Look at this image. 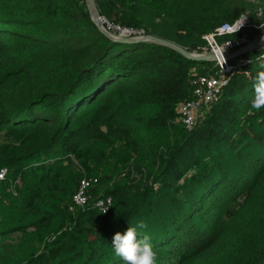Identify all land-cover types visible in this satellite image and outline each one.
Wrapping results in <instances>:
<instances>
[{"label":"trees","instance_id":"obj_1","mask_svg":"<svg viewBox=\"0 0 264 264\" xmlns=\"http://www.w3.org/2000/svg\"><path fill=\"white\" fill-rule=\"evenodd\" d=\"M95 2L101 20L195 53L222 23L243 14L264 23V0ZM258 51L243 55L252 79L232 70L202 124L189 128L178 107L197 76L214 73L213 60L113 39L86 0H0V245L30 231L28 264H124L110 240L146 209L165 217L160 233H140L157 264H264V108L245 96H254ZM133 107L135 121L125 118ZM90 177L97 185L72 211ZM107 196L104 212L98 200Z\"/></svg>","mask_w":264,"mask_h":264},{"label":"built area","instance_id":"obj_2","mask_svg":"<svg viewBox=\"0 0 264 264\" xmlns=\"http://www.w3.org/2000/svg\"><path fill=\"white\" fill-rule=\"evenodd\" d=\"M241 16H247L245 14ZM240 16V17H241ZM238 17L233 22H225L218 26L214 31L205 34L207 39L206 46L199 54L212 53L214 55L213 74H204L197 76L196 82L198 87L194 90L191 99L182 102L178 107L180 118L185 126L192 128L202 111L207 110L211 105L220 98L221 93L230 79L231 71L237 70L239 67L246 65L249 60L243 57L232 59L228 57L230 53L235 52L237 49L250 42L251 40L258 38L259 46L256 48L260 51L261 55H264V28L260 25L254 26L253 22L247 16L246 22L240 28L239 34L234 37H225L227 35L235 33V29L238 23ZM107 23V28L118 32L121 36H141L145 35V31L141 29H134L128 27H122L120 25ZM257 28L258 32L253 33V28ZM219 37H223L219 40ZM224 53L226 61L221 58V54ZM7 168L0 170V179L6 174ZM98 177L83 178L79 190L74 195V203L70 205V209L74 211L77 207H83L86 205L89 198V189L97 185ZM111 197L107 196L98 200V207L105 211L109 209Z\"/></svg>","mask_w":264,"mask_h":264},{"label":"rangeland","instance_id":"obj_3","mask_svg":"<svg viewBox=\"0 0 264 264\" xmlns=\"http://www.w3.org/2000/svg\"><path fill=\"white\" fill-rule=\"evenodd\" d=\"M102 21L105 23L104 26L107 28L108 25L106 23V20L103 19ZM107 29L109 31H111L109 28H107ZM111 32L114 34L115 31L114 32L111 31ZM115 33H117V35H119L118 32H115ZM258 53L259 54H257L255 56L256 61H258L257 56L261 55L260 51H258ZM246 59H248L249 60L248 63H250L251 58L247 57ZM248 63L246 65L242 66L241 71H243L245 73L247 78L252 79V75L254 72H252V70L247 67ZM250 91H251V93L254 94V88L251 89ZM245 96L247 98L254 97L252 94L251 95L246 94ZM213 105H211V107ZM211 107L207 110L202 111V113L200 114V116H199V118H198V120L194 126L202 124L203 120L207 117V114L210 111ZM140 117H141V115L139 114L137 107L131 108L130 112L125 115V118H128L132 121H135ZM242 120L244 121V118H242ZM243 124H245V123H243ZM241 126H242V124H241ZM244 127H246V126L245 125L243 126V130L245 129ZM232 135L234 137H237V135L234 133H232ZM191 173H192V170L189 171L188 173H185V176L187 177ZM182 181H184V180H182ZM145 210L146 209H142L140 212H138V211L134 212L131 216H129V218L125 222H123V224L120 226V228L123 229L124 231H126L127 228L130 226V224L134 226L136 223L142 221L143 223H145L147 225V227L141 231L148 230V231L153 232L155 234L160 233L164 228L163 219H165V217L162 214H156V213L149 214ZM1 212L2 211L0 210V213ZM2 218H3V216H0V219H2ZM55 221H57V220H55ZM2 241L7 243V246H5L3 244L0 245V264H28V256L33 252L34 243L36 241V236L33 232H30V231H24V232L14 231V232H11L10 234H8L7 236L3 237ZM110 241H112V239ZM123 263H124V261H123Z\"/></svg>","mask_w":264,"mask_h":264},{"label":"clouds","instance_id":"obj_4","mask_svg":"<svg viewBox=\"0 0 264 264\" xmlns=\"http://www.w3.org/2000/svg\"><path fill=\"white\" fill-rule=\"evenodd\" d=\"M258 17H264V10L258 12ZM246 19L247 16H241L239 18L235 32L240 30L246 22ZM260 27L264 28V23H261ZM114 34L117 35V33ZM262 39H264V37H262ZM240 57L246 58L239 55L237 57H232V59ZM221 58L225 63L226 57L224 53L221 54ZM257 60L260 61L259 67L261 70H259L255 76L253 84L254 98L251 101V108L259 111L264 108V55H258ZM250 62L253 63V60ZM107 210L108 209L104 212H107ZM146 227L147 225L141 221L134 226L130 224L123 233L119 231L115 233L111 242L114 247V254L122 258L124 264H157V251L151 243L150 237L148 235L141 236L140 234L141 230Z\"/></svg>","mask_w":264,"mask_h":264},{"label":"water","instance_id":"obj_5","mask_svg":"<svg viewBox=\"0 0 264 264\" xmlns=\"http://www.w3.org/2000/svg\"><path fill=\"white\" fill-rule=\"evenodd\" d=\"M86 3H87V5L91 11V14L93 15V17L96 21V23L100 27V29L113 39H116L119 41H128V42L143 41L146 39H150V40H155L158 42L168 44V45L174 47L175 49L179 50L186 57H190V58H194V59H209V60H213V58H214V55L212 53L198 54L195 52H191V51L187 50L186 48H184L183 46H181V45H179L173 41H170V40H167V39H164L162 37L155 36L152 34H145V35H141V36H120V35L113 34L111 31H109L104 26V24L101 20V16L99 14V10H98V7H97L95 0H86ZM258 40H259L258 38L251 40L250 42L246 43L245 45H243L242 47L237 49L235 52L230 53L228 55V57H237L239 55L240 56L245 55L246 52L251 51V50H253L259 46Z\"/></svg>","mask_w":264,"mask_h":264}]
</instances>
